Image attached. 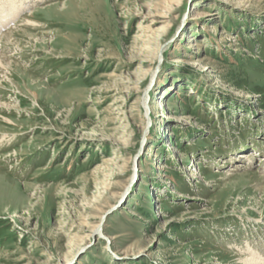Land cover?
<instances>
[{
  "label": "rangeland",
  "instance_id": "374dc122",
  "mask_svg": "<svg viewBox=\"0 0 264 264\" xmlns=\"http://www.w3.org/2000/svg\"><path fill=\"white\" fill-rule=\"evenodd\" d=\"M31 6L0 29V264H264V0Z\"/></svg>",
  "mask_w": 264,
  "mask_h": 264
},
{
  "label": "bare ground",
  "instance_id": "6f19581e",
  "mask_svg": "<svg viewBox=\"0 0 264 264\" xmlns=\"http://www.w3.org/2000/svg\"><path fill=\"white\" fill-rule=\"evenodd\" d=\"M39 1L40 0H33V4L35 2H39ZM33 4H29L28 0H0V6L2 8H4V10H0V29L1 28H5L6 26H8V24H10L12 21H14L16 18H18L22 14L23 10L28 5H30V7H32L31 5H33ZM148 18H151L150 19V23L156 24V23L161 22L159 20V18H164L165 19V14L162 15V16L155 15L153 17L150 15V17H148ZM23 20H27L28 23H33L27 18V16ZM16 23H18V21ZM11 30L12 29H10L7 32H5V34L1 37V40L7 38V36L11 33L10 32ZM241 156H242L241 158L242 159L244 158V160L245 159H248V160L252 159V157L250 158V156H248V153L247 154H242ZM121 162H122V165H120V169H123L124 171H126L125 173L128 172L127 169H129V172L130 171L131 172H135V167L131 163L130 160L123 159ZM241 166L242 165H239V164L237 165V167H241ZM95 231H97V230H95ZM256 264H261V263H260V261H258V262L256 261Z\"/></svg>",
  "mask_w": 264,
  "mask_h": 264
}]
</instances>
